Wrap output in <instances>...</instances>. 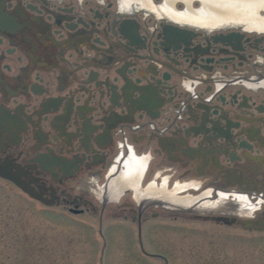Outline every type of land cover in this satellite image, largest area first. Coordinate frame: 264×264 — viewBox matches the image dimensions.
<instances>
[{
  "label": "flooded vegetation",
  "instance_id": "1",
  "mask_svg": "<svg viewBox=\"0 0 264 264\" xmlns=\"http://www.w3.org/2000/svg\"><path fill=\"white\" fill-rule=\"evenodd\" d=\"M0 172L46 208L99 204L101 236L111 204L142 259H171L159 218L262 244L264 30L122 0H0Z\"/></svg>",
  "mask_w": 264,
  "mask_h": 264
},
{
  "label": "rangeland",
  "instance_id": "2",
  "mask_svg": "<svg viewBox=\"0 0 264 264\" xmlns=\"http://www.w3.org/2000/svg\"><path fill=\"white\" fill-rule=\"evenodd\" d=\"M111 206H106L101 236L99 204L81 215L46 208L0 179V264H264V242L239 241L230 229L226 239H215L200 232L208 228L203 223L164 218L152 237L166 243L155 250L171 259H142L139 246L124 234L128 228L134 236L135 226L113 217ZM114 235L104 243L103 237Z\"/></svg>",
  "mask_w": 264,
  "mask_h": 264
},
{
  "label": "water",
  "instance_id": "3",
  "mask_svg": "<svg viewBox=\"0 0 264 264\" xmlns=\"http://www.w3.org/2000/svg\"><path fill=\"white\" fill-rule=\"evenodd\" d=\"M122 2L130 10L141 8L158 17L181 23L198 24L205 28L241 24L248 30H264V0H161L159 4L152 0H122ZM0 176L13 181L31 196L37 197L21 186L14 177L3 172H0ZM164 195L171 197L173 193L166 192ZM173 198L181 204L190 202L189 197Z\"/></svg>",
  "mask_w": 264,
  "mask_h": 264
}]
</instances>
